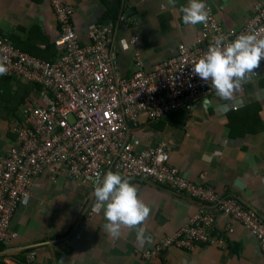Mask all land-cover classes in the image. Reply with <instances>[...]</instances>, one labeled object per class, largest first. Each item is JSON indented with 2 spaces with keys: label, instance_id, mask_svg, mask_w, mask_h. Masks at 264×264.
Instances as JSON below:
<instances>
[{
  "label": "crops",
  "instance_id": "1",
  "mask_svg": "<svg viewBox=\"0 0 264 264\" xmlns=\"http://www.w3.org/2000/svg\"><path fill=\"white\" fill-rule=\"evenodd\" d=\"M115 1L65 0L75 9L73 24L84 46L90 44L89 33L97 25L116 24L117 71L124 78L136 73L137 57L143 69L150 71L176 56L181 45H194L199 39L200 24L192 27L182 21L179 8L187 0H177L175 7L167 0ZM204 2L225 29H240L254 16L256 6L264 4V0ZM0 36L37 58L54 61L60 56L61 49L56 46L60 24L49 0H0ZM135 37H139L138 44H132ZM1 77V93L12 89L21 98L27 96L15 113L4 111L0 116V159L15 141L13 127L22 119L24 108L45 105L40 88ZM131 138L137 150L165 142L169 164L183 177L202 180L264 217V64L260 74L245 81L230 99L220 98L214 91L199 99L190 111L179 110L157 122L141 113L138 123L131 124ZM130 183L151 211L142 223L124 226L119 238H112L103 230V211L89 216L95 205L94 182L73 179L65 167L56 177H37L30 195L12 217L10 230L18 238L4 245L0 264H264L257 240L237 223L225 249L200 245L185 251L173 247L153 260L142 259L138 252L179 234L198 206L171 186L153 180ZM226 225V219L217 216L216 228Z\"/></svg>",
  "mask_w": 264,
  "mask_h": 264
},
{
  "label": "built area",
  "instance_id": "2",
  "mask_svg": "<svg viewBox=\"0 0 264 264\" xmlns=\"http://www.w3.org/2000/svg\"><path fill=\"white\" fill-rule=\"evenodd\" d=\"M60 24L56 46L61 49L54 61L37 58L16 48L0 36V63L4 77L15 78L41 89L44 106L28 104L13 127L16 136L7 155L0 159V262L6 243L17 240L10 230L12 217L22 200L30 195L33 181L45 174L56 177L65 167L75 180L94 182L97 172L111 170L130 180H153L171 186L177 194L195 201L198 209L183 230L162 239L140 256L153 260L173 247L191 251L200 245L228 247L233 225L241 224L257 240L264 255V217L238 198L216 192L202 180L183 177L169 164L167 144L137 150L131 138V124L141 113L157 122L179 110L190 111L201 98L215 91L211 84L192 72V64L208 49L214 38L231 42L236 35L264 34V4L240 29H225L212 9L207 24H200L194 45H181L178 54L150 71L135 59L136 73L130 79L117 71L114 42L116 24H99L89 33L90 44L80 43L73 24L75 9L65 0H49ZM124 19V17H121ZM139 37L132 44H138ZM255 69V76L260 74ZM96 211H91L93 216ZM227 225L216 228L217 216ZM35 257L30 256L33 261Z\"/></svg>",
  "mask_w": 264,
  "mask_h": 264
},
{
  "label": "clouds",
  "instance_id": "3",
  "mask_svg": "<svg viewBox=\"0 0 264 264\" xmlns=\"http://www.w3.org/2000/svg\"><path fill=\"white\" fill-rule=\"evenodd\" d=\"M167 4L175 7L177 0H167ZM179 11L183 23L195 27L207 24L211 9L204 0H187ZM225 41L223 36L214 38L207 51L193 62L192 72L211 84L218 97L230 99L260 67L264 59V34L249 32L236 35L231 42ZM6 73V66L0 63V75ZM93 196L94 211H103L106 220L103 230L112 238H119L122 227L142 223L151 211L138 198L137 187L130 183V178L111 170L95 174Z\"/></svg>",
  "mask_w": 264,
  "mask_h": 264
},
{
  "label": "trees",
  "instance_id": "4",
  "mask_svg": "<svg viewBox=\"0 0 264 264\" xmlns=\"http://www.w3.org/2000/svg\"><path fill=\"white\" fill-rule=\"evenodd\" d=\"M1 77V76H0ZM5 78V77H1ZM27 94L21 98V95H16V92H13L12 89L5 90L4 93L0 92V116H4L3 112H7L8 114L16 112L17 106L26 98ZM15 99V102L12 103ZM6 117V116H5Z\"/></svg>",
  "mask_w": 264,
  "mask_h": 264
},
{
  "label": "water",
  "instance_id": "5",
  "mask_svg": "<svg viewBox=\"0 0 264 264\" xmlns=\"http://www.w3.org/2000/svg\"><path fill=\"white\" fill-rule=\"evenodd\" d=\"M129 2V0H128ZM114 3H118V0H116ZM238 185V184H237ZM239 186V185H238ZM240 187V186H239ZM241 188V187H240ZM247 194H249V191H247Z\"/></svg>",
  "mask_w": 264,
  "mask_h": 264
},
{
  "label": "rangeland",
  "instance_id": "6",
  "mask_svg": "<svg viewBox=\"0 0 264 264\" xmlns=\"http://www.w3.org/2000/svg\"><path fill=\"white\" fill-rule=\"evenodd\" d=\"M10 123V122H9Z\"/></svg>",
  "mask_w": 264,
  "mask_h": 264
}]
</instances>
